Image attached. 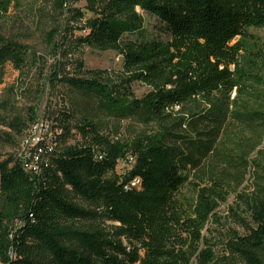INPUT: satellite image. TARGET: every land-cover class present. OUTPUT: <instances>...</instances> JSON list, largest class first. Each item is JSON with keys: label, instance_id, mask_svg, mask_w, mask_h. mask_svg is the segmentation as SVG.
<instances>
[{"label": "trees", "instance_id": "1", "mask_svg": "<svg viewBox=\"0 0 264 264\" xmlns=\"http://www.w3.org/2000/svg\"><path fill=\"white\" fill-rule=\"evenodd\" d=\"M70 1L86 2L94 14L81 28L79 46L117 53L121 71L112 80L79 61L73 76L53 75L72 95L69 106H51L45 114L56 127L53 149L41 155L35 171L23 159L0 162V264L213 263L209 247L199 250L208 245L202 232L218 202H225L230 183L243 184L248 156L264 136V94L252 89L264 87V81L255 68L239 63L250 32L264 30V0ZM137 9L161 24L167 40L125 39L141 32ZM6 10L0 2V15ZM28 57L24 46L0 38V66L18 70ZM134 83L147 87L139 98L131 92ZM233 91L250 100L230 111ZM215 94L227 96L225 105L171 114ZM82 104L93 105L104 119L139 124L145 133L115 145L104 135L105 124L81 110ZM0 122L15 136L35 125L33 115L27 122L18 117ZM232 128L236 133L229 136ZM69 139L74 145H67ZM225 140L232 144L230 155L220 149ZM119 160L125 165L117 176ZM186 186L192 196L184 203L179 196ZM70 196L92 209H80ZM239 198L247 220L225 250L241 264H264V186ZM89 220L115 225L132 246L126 250L105 240L100 229L77 226Z\"/></svg>", "mask_w": 264, "mask_h": 264}, {"label": "rangeland", "instance_id": "2", "mask_svg": "<svg viewBox=\"0 0 264 264\" xmlns=\"http://www.w3.org/2000/svg\"><path fill=\"white\" fill-rule=\"evenodd\" d=\"M0 2L7 4L6 13L0 15V38L24 46L29 55L24 67L18 70L9 63L0 66V120L10 121L18 117L27 122L30 115L35 119V125L29 126V129L19 136H15L13 132L1 126L0 122V162L8 157L27 161L28 148H24L22 142L30 144L31 138L36 137L43 139L44 143L46 141L49 143L55 128L46 122V112L51 106H55L56 109L69 106V100L72 98L70 90L57 83L53 75H58V78L71 77L74 75L76 63L81 61L84 69L105 71L110 79L114 80L116 74L121 71L122 58L113 51L100 52L79 46L77 39L83 36L81 28L87 20L94 17L86 2L70 0H0ZM136 12L142 18L141 32L126 36L128 38L125 39L141 36L144 39L167 40L161 24L154 17L138 9ZM76 13L82 17L75 15ZM250 35L245 50L240 53L239 63L241 66L255 68L254 73L257 78L264 81V30L251 31ZM252 89L264 94V87L253 85ZM146 91L147 87L143 84L131 85V92L137 98ZM245 92L253 93L250 88H246ZM242 93L237 94L233 91L228 95V101L231 103L227 106L230 111H235L245 103V100H250ZM226 97L219 94L212 95L209 100L199 97L186 105L175 107L171 114L178 117L204 110L209 104L225 105ZM80 109L97 115L98 120L105 124L104 135H107L115 145H128L136 137V133H145V127L139 124L104 119L93 105L82 104ZM78 116L70 122L75 124ZM233 133H236L235 128L227 134L230 136ZM244 136L248 137L247 133ZM8 137L12 139L11 143L7 142ZM261 141L255 152L248 156L250 167L243 184L239 186V180L230 183L225 202H218L214 219L202 232L208 245H200L199 250L208 247L211 249L214 261L210 264H241L238 260L229 258L225 245L233 232L243 233L242 224L247 220L246 207L240 202L239 197L252 194L257 185L264 186V136ZM74 143V139H69L67 145ZM231 147L232 144L225 140L220 149L230 155L227 149ZM124 165L123 161H118L115 172L117 176ZM191 196L192 189L186 186L180 192L179 199L187 203L190 202ZM70 198L72 204L80 209L87 211L92 209L86 202L73 196ZM77 226L82 230L100 229L105 240L119 242L126 250L132 246L118 235L116 226L110 223L89 220L78 222Z\"/></svg>", "mask_w": 264, "mask_h": 264}, {"label": "built area", "instance_id": "3", "mask_svg": "<svg viewBox=\"0 0 264 264\" xmlns=\"http://www.w3.org/2000/svg\"><path fill=\"white\" fill-rule=\"evenodd\" d=\"M46 120V119H45ZM46 122H48L50 124L49 121L46 120ZM51 127L55 128V133L52 134V139L49 143H44L43 139H38L36 137H32L29 147H28V160L24 161L23 163H26L27 168H30V170L35 171V168H39L40 165V157L41 155L45 154V151L50 152L53 147H54V141H55V137H56V127L52 126V124H50ZM45 140H47L45 138ZM37 151L35 153H33V155L31 154V151L36 149ZM129 163H130V159H129Z\"/></svg>", "mask_w": 264, "mask_h": 264}]
</instances>
